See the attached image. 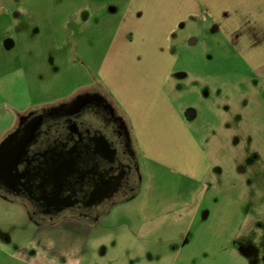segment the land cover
Masks as SVG:
<instances>
[{"label": "rangeland", "instance_id": "374dc122", "mask_svg": "<svg viewBox=\"0 0 264 264\" xmlns=\"http://www.w3.org/2000/svg\"><path fill=\"white\" fill-rule=\"evenodd\" d=\"M114 1L1 0L13 17H0V113L19 119L85 90L108 97L97 67L111 37L106 23L121 12L108 13ZM187 24L174 39L178 60L165 89L211 161L210 188L198 195L195 206H174L159 219L157 240L141 244L134 258L127 228L113 227L101 243L105 250L124 247L120 257L92 253L90 247L97 246L85 242L84 234L80 245L87 243L89 253L81 264H264V76L247 66L212 22ZM8 38L14 43L9 49L3 44ZM129 69L140 74L138 67ZM114 76L123 79L119 69ZM135 151L145 187V169ZM158 186L174 189L172 183ZM39 220L0 193V264H38L46 255L71 263L69 225H54L42 234ZM36 234L47 238L45 249L32 247ZM208 246L218 251L203 250Z\"/></svg>", "mask_w": 264, "mask_h": 264}, {"label": "crops", "instance_id": "0c3cea01", "mask_svg": "<svg viewBox=\"0 0 264 264\" xmlns=\"http://www.w3.org/2000/svg\"><path fill=\"white\" fill-rule=\"evenodd\" d=\"M113 5L109 6L108 13L121 12L110 18L112 23L110 19L106 23L112 29L108 32L111 37L99 60L97 73L105 93L127 123L148 185L141 186L122 205L100 217L42 226L44 234V230L54 225H69L71 253L67 257L73 259L70 264H81L79 261L89 253L86 252L88 242L97 246L90 247L92 253L104 256L106 252L120 257L124 247L120 250L114 244L111 250H105L101 244L106 242L105 236L113 233L110 229L117 226L127 228L133 235L131 239L125 235L124 238L132 242L129 252L134 258L140 254L141 244L149 246L157 240L153 234L159 227V219L167 218L174 206L179 209L195 206L198 195L206 194L210 188L211 161L194 135L189 118L182 114L165 89L178 60L174 39L187 23L212 22L241 53L247 66L264 76V0H116ZM103 8V5L99 7ZM3 13L6 18L11 16L0 0V17ZM131 66L138 67L140 74H131ZM118 69L123 79L117 81L114 75ZM16 121L12 113H0V140ZM168 183L174 184V189L158 186ZM84 234L87 243L80 245ZM46 239L39 234L32 247L40 245L45 249ZM215 248L208 246L203 250L217 252ZM152 252L155 251L148 247L146 253L152 255ZM56 260L55 256L46 255L38 259V264H62Z\"/></svg>", "mask_w": 264, "mask_h": 264}, {"label": "flooded vegetation", "instance_id": "af4514ba", "mask_svg": "<svg viewBox=\"0 0 264 264\" xmlns=\"http://www.w3.org/2000/svg\"><path fill=\"white\" fill-rule=\"evenodd\" d=\"M10 133L0 147V193L40 226L100 217L141 187L127 123L97 90L25 113Z\"/></svg>", "mask_w": 264, "mask_h": 264}, {"label": "water", "instance_id": "95a60500", "mask_svg": "<svg viewBox=\"0 0 264 264\" xmlns=\"http://www.w3.org/2000/svg\"><path fill=\"white\" fill-rule=\"evenodd\" d=\"M12 40L10 39V38H8V39H5L4 40V42H3V44H4V46H5V48H10L11 47V45H12ZM14 135V133H10V134H8L1 142H0V147H2V146H4L7 142H8V140L12 137ZM11 162H12V160H11Z\"/></svg>", "mask_w": 264, "mask_h": 264}]
</instances>
